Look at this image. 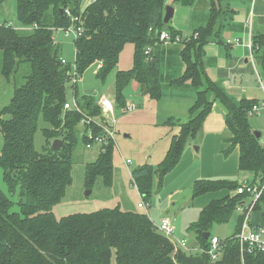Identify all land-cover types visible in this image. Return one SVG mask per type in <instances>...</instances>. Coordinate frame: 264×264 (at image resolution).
Wrapping results in <instances>:
<instances>
[{
	"label": "trees",
	"instance_id": "1",
	"mask_svg": "<svg viewBox=\"0 0 264 264\" xmlns=\"http://www.w3.org/2000/svg\"><path fill=\"white\" fill-rule=\"evenodd\" d=\"M6 0H0V6ZM84 0H17V17L21 28L12 23H0V52L2 72L10 76L19 65L30 62L31 72L22 83H16L10 102L1 109L9 116L0 120L4 144L0 164L4 178L13 192L20 189L19 211H12L14 202L0 189V264H264V252L244 254L239 244L230 240L222 258L212 261L206 253L176 248L172 240L161 233L147 213L125 211L120 207L104 208L91 213H73L57 218L53 208L72 183L73 151L82 138L79 132L85 115L97 116L102 112L96 97L82 94L78 103L81 111L64 110L69 95V65L61 62V45L54 33L59 28L75 25L73 16H81L82 33L74 39L77 71L84 75L93 64L102 62L96 77L105 81L117 67L120 54L128 43L134 45L133 66L119 70L116 75L115 94L124 105L123 92L131 81L150 99L163 96L158 61L148 47L161 43L156 32L167 30L172 36L180 35L183 44L180 55L185 65L184 73L171 81L182 85L190 82L196 88V99L188 109L189 121L180 122V130L171 137L164 159L154 169L145 163L132 171L144 200L152 195L154 175L158 187L179 163L191 139L202 132L203 122L212 110L215 100L227 109L226 124L231 132L224 150L229 155L238 147L239 169L253 174L252 183L264 182V149L254 130L249 111L257 98L235 99L223 86L212 80L205 68V46L212 40L221 44L224 15L235 12L224 8L221 0H211L209 19L189 36L164 23L165 0H95L82 9ZM192 4L195 0H174ZM67 10L70 12L67 13ZM223 14V19H222ZM79 23V22H77ZM151 29L155 31H151ZM57 41V42H56ZM253 53H260L264 62V33L252 38ZM79 85L75 95L79 96ZM42 117L49 128L43 129L49 148L38 152L35 134ZM173 118L165 121V124ZM87 127V126H86ZM96 133L100 132L94 126ZM81 134V135H80ZM55 139H62L59 150H53ZM96 161L86 165V180L92 184L102 176L107 185L113 178L114 143L103 145ZM238 180L227 178H201L193 185L192 198L223 189L229 194L213 199L200 211L198 219L189 229L197 235L196 244L209 247L210 232L215 224L227 223L237 214V206L246 198L238 193ZM263 201L255 207L263 210ZM243 216L237 214L235 233L240 229Z\"/></svg>",
	"mask_w": 264,
	"mask_h": 264
},
{
	"label": "rangeland",
	"instance_id": "2",
	"mask_svg": "<svg viewBox=\"0 0 264 264\" xmlns=\"http://www.w3.org/2000/svg\"><path fill=\"white\" fill-rule=\"evenodd\" d=\"M206 1H208L210 11L211 0ZM232 1L233 3L231 7L235 8L236 6L241 7L242 2L245 0ZM227 2L231 3V0H227ZM224 3L226 4V0H224ZM171 4H173L174 7L175 5H180V3H177L174 0L171 1ZM192 5L193 9L197 8L195 10L196 14L193 15L199 18V14L203 13V9L205 7L203 2H201V0H195L191 6ZM230 15L231 14L228 13L224 15V18H229ZM221 17L223 19V14ZM173 20L174 17H172L170 24L173 28H175L172 24ZM231 20L232 19L229 18L226 19L225 22L230 23ZM3 22L12 23L15 27L26 31L24 28H21V24L17 17V0H6L0 6V23ZM184 32L186 33L185 30ZM192 33H190V35ZM54 37L61 45V56L69 63H73L76 59L73 38L64 35L61 31H55ZM148 48L153 50L154 55L159 56L158 67L160 79L164 89V97L166 96V98L163 97L164 99L162 102L160 101L161 99H150L148 95L143 94L139 90L138 83L135 80L131 81L123 92L125 104L122 105L117 102L115 94L117 72L125 66L128 68L132 64V53L127 56V51L124 52V55L122 54L123 57L121 63H118L117 67L108 75L105 81L96 77V73L98 71L97 64H93L84 73L83 80L78 86L80 93L78 99L80 100L81 95L86 93L96 97L98 103L99 97L101 95H105L114 102V106L116 108L114 116L117 119V133L116 144L114 145L115 148L113 152L112 183L111 185H107L102 176H98L92 184L87 182L86 165L97 160L101 145L97 143L92 147H87L84 140L80 138L73 151L72 183L67 187L62 200L54 206L53 212L57 218H61L73 213H91L104 208L120 207L125 211L147 213L156 226L160 223L161 218L164 215H167L177 227L176 236L178 234L185 237L188 244L193 246L196 244V234L189 229V226L198 219L200 211L203 207L201 202L199 203L197 200L192 198V189L195 182L191 186L187 181L189 178L188 176L180 182H175L174 185L168 188H164V184L160 188L158 187L157 175L155 174L152 195L148 200L149 202H147L148 206L143 208L138 207V202H144L145 200L132 176V171L145 163L151 164L154 169H156L159 163L164 159L170 146L171 137L175 132L168 128V125L164 123L171 118L167 115V112L162 111L167 107L164 103L166 102L167 104H172L171 100L172 98L177 97L176 95L178 92H191L189 87H184L187 84L192 87V93L193 91L196 92V88L193 87L190 82H186L182 85L174 84L172 86L169 81L170 79H165L167 73L171 75V70L177 67V61L183 63L180 56L181 49L183 48L182 43L161 42ZM255 54L257 56V71L254 68L253 73L250 75L252 78L250 85H252L254 89H258L253 96L258 98L263 96L264 98V62L258 57L260 53L256 52ZM167 59L168 62H166ZM249 65L254 67L253 61L250 60ZM30 72L31 64L30 62L25 61L19 65L16 72H13L10 76H5L2 72V53L0 52V111L10 102V99L13 96L15 84L22 83L24 81V77L30 74ZM259 74H261V77ZM68 95L70 99L73 98V88L70 85ZM263 98L260 99L262 106L260 114L250 117L253 129L258 130L261 133H264ZM129 102H133L137 107L134 110H127L126 105ZM103 112L104 110H102L97 120H105ZM159 112L160 114L158 116ZM184 116L182 121H189L190 114L184 113ZM8 117L9 116L0 112V120L7 119ZM180 118L181 117L179 116L176 119L179 120ZM107 119L111 121L112 117L109 116ZM156 120L159 122L158 124H155ZM49 127V124L46 123L42 117H40L38 129L35 134V148L38 152H45L46 149L49 148L43 132V129ZM78 129L79 132H82L84 126L79 124ZM173 129L177 130L178 126ZM198 140L199 137L194 139V146L199 145ZM192 141L193 139L189 142ZM3 144L4 137L0 132V152ZM127 159H130V163L126 162ZM245 172L246 171L240 172V178L242 179L245 175H247L251 181L253 179V174ZM0 189L14 202L11 210L19 211V201L22 198L20 196V189L17 187L13 192L10 190L8 183L4 178V169L1 164ZM237 214H234V216L227 223L215 224L211 229V234L218 235L221 238L232 236L236 229ZM198 248L199 247H197V249ZM111 264H116L114 257Z\"/></svg>",
	"mask_w": 264,
	"mask_h": 264
},
{
	"label": "crops",
	"instance_id": "3",
	"mask_svg": "<svg viewBox=\"0 0 264 264\" xmlns=\"http://www.w3.org/2000/svg\"><path fill=\"white\" fill-rule=\"evenodd\" d=\"M171 1L172 0H165L166 6H173ZM201 2H203L205 7L203 13L199 14V18L193 15L196 14L195 10L197 8L193 9V5L191 6V4L173 6L174 20L172 24L176 29L181 31L183 37L190 35V33L196 28L206 24L210 12L209 5L206 0H201ZM222 2L224 3V0H222ZM232 3V0L231 3L226 0V4L224 3L225 5L223 6L224 8L227 7V9L229 8L235 11L232 16H229V18L232 19L231 22H225L226 26L223 30L224 33H222L223 41H226L228 45L221 44L215 39L205 46L206 72L212 80L220 83L226 92L235 99L240 100L243 97L258 98L253 96L258 89H254L253 86L250 85L252 79L250 75L253 73L254 68L257 71V56L249 47V42L252 41L253 36L264 33V0H245L242 2V6H236L237 8L231 7ZM237 38L240 39L239 43H228V40L233 41ZM126 51L127 56L132 53V64L128 68L126 66L123 67L121 70H128L133 66L134 45L132 43H128L124 47L120 54L119 64ZM250 60L253 61L254 67L249 65ZM166 62H168V59ZM184 70V63L177 61V67L171 70V75L167 73L165 79H170L169 81L171 83L173 79L180 77L184 73ZM259 76L261 77V74H259ZM171 85L173 86L174 84ZM184 87H189L191 92H178L176 95L177 97L172 98V102L170 101L172 104H167L165 102L164 105L167 107L162 110L163 112H167V115L173 118V121L166 125H168V128L175 131L174 134L179 132L180 122H183L182 119L184 113H188V109L193 105L196 99V92L193 91L192 93V87L188 84ZM163 97L164 93L160 100L161 102L166 98V96ZM262 98L263 96L258 99L260 100ZM226 113L227 109L223 103L218 99L215 100L211 112L203 122L202 132L198 136L199 145L194 146V139L192 142L188 143L177 166L166 175L164 179V188L174 185L175 182H180L186 176L189 177L187 181L191 186L196 180L201 178L235 179L238 180L240 184L251 182L247 175L242 178L243 180L240 178V172L242 171L239 169L238 147H236L229 155L224 154V150L229 146L227 140L231 138V132L225 121ZM159 114L160 112L158 113V116ZM179 116L181 118L177 120L176 118ZM157 120L155 124L159 123ZM176 126H178V129L174 130L173 128ZM227 194H229V190L223 189L201 195L195 198V200L199 203L201 202L202 207H205L213 199L225 197ZM165 216L167 215H164L163 217ZM177 237L180 239H186L178 234ZM189 246L191 245L189 244Z\"/></svg>",
	"mask_w": 264,
	"mask_h": 264
},
{
	"label": "built area",
	"instance_id": "4",
	"mask_svg": "<svg viewBox=\"0 0 264 264\" xmlns=\"http://www.w3.org/2000/svg\"><path fill=\"white\" fill-rule=\"evenodd\" d=\"M95 0H84L82 3V9H85L86 6L94 2ZM67 13L70 12L67 10ZM81 16H73V21H75V25H71L68 28H59L56 31H61L66 36H70L76 39L83 30V26L81 23ZM79 22V23H77ZM151 31H155L154 29ZM156 32L159 34L160 41L165 43H179L182 40L180 35L172 36L171 33L167 30H162ZM240 39L237 38L233 41L228 40V43H239ZM249 47L252 49V41L249 42ZM151 51L150 48H147L146 53L149 54ZM61 62L64 65H69L68 70V83L73 88V98L68 99V101L64 104V110H75L81 111L78 98L75 95V85H79L83 80V76L77 71V66L75 61L73 63H69L64 57H61ZM98 68L102 66V62L97 64ZM98 104L101 109L104 110V121H99L97 116H88L85 117L81 121V125L85 126V131L83 132V136L87 138V147H92L94 144L99 143L101 145L100 151H104L105 144L113 142L116 144V125L117 119L114 116L115 106L114 102L105 95H101L98 99ZM264 106V101H263ZM136 104L133 102H129L126 105L127 110H134L136 108ZM262 109L261 103L254 104L252 109L249 111V116H254L260 114ZM111 116L112 120L109 121L107 117ZM100 119V118H99ZM87 126V127H86ZM94 126H98L100 128V132L96 133L94 130ZM260 145L264 149V133H261L259 137ZM127 163H130V159L126 160ZM238 193L246 194V198L237 206V213L243 216L240 229L234 233L232 236L227 238H221L218 235L210 234L209 235V247L206 249L189 246L188 241L186 239H180L176 236V227L171 221V219L167 216L163 217L160 223L157 225L158 230L169 237L174 243L175 247H181L187 250H198L200 252L206 253L212 261H216L222 258L224 250L227 246L228 241L235 240L240 247V251L242 256L244 254H254L259 252H264V225L258 224L254 225L252 223L253 213L256 211H262L264 218V206L263 210H256L255 207L260 201H263L264 194V182L263 183H252V182H244L237 189ZM148 203L146 201H140L138 203V207H147Z\"/></svg>",
	"mask_w": 264,
	"mask_h": 264
},
{
	"label": "water",
	"instance_id": "5",
	"mask_svg": "<svg viewBox=\"0 0 264 264\" xmlns=\"http://www.w3.org/2000/svg\"><path fill=\"white\" fill-rule=\"evenodd\" d=\"M173 14H174V7L171 5L166 6V12L164 15V23H169L171 18L173 17ZM157 61H158L157 58L152 59V66H154ZM254 134L256 135L257 138L261 136L260 131H255ZM62 145H63L62 139H55L53 141L52 148L53 150H59ZM252 223L254 225H258L260 223L264 225V218H263L262 211H256L253 213ZM209 235H210V232H206L205 238L208 239Z\"/></svg>",
	"mask_w": 264,
	"mask_h": 264
}]
</instances>
